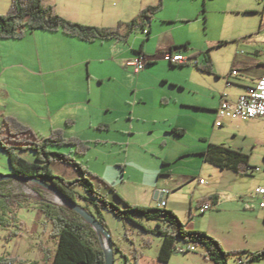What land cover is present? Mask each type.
Wrapping results in <instances>:
<instances>
[{"label": "rangeland", "instance_id": "374dc122", "mask_svg": "<svg viewBox=\"0 0 264 264\" xmlns=\"http://www.w3.org/2000/svg\"><path fill=\"white\" fill-rule=\"evenodd\" d=\"M12 1L0 0V15L8 14ZM47 1L63 19L95 27L130 22L145 8L159 3V0ZM151 28L150 40L138 30L127 43L89 45L92 59L104 62L85 64L67 73L57 71L56 63L49 64L46 55L56 54L39 52L37 47L30 45L35 42V36L28 35L20 41L24 46H20L21 54L15 60L18 66L3 73L0 71L1 81L11 82L12 96L4 101L0 95V105L30 117V122L40 128L33 130L34 135L47 138L51 128L42 118L47 115L43 85L52 83L54 90H60L76 83L85 100H82L84 108L74 132L76 138L89 146L87 153L80 157L70 146L53 147L51 151L70 154L86 167L95 189L110 202L121 206L106 184L114 187L129 203L150 208L156 204L154 194L164 190L169 192L166 195L168 203L185 221L192 207V222L203 228L211 225V212L201 214L204 202L201 205L200 202L209 193L218 191L224 196L228 217L244 218L240 228L253 229L257 237L249 236L245 247L234 251L260 252L264 250V211L256 190L264 188V121L247 122L248 128L262 140L251 153L252 164L261 172L248 176L225 172L206 163L201 153L208 148L209 142L233 141H224L223 130L216 128L214 131L215 117L209 114L220 104L217 92L228 87L227 75L232 69L245 68L241 72L251 81L264 72V4L260 0H163V9L153 17ZM178 41L191 43L186 56L197 55L190 59L188 66L172 67L168 61L157 60L138 74L134 67L128 66L130 61L140 57L138 52L142 46L146 55L160 58L170 53L165 49L167 43ZM207 52L212 58L214 73L201 71L196 66V63L199 67L208 65ZM174 128L186 129L187 133L174 135L171 133ZM27 139L31 141L32 138ZM17 153L20 157L28 153L36 160V153L32 151L19 150ZM9 160V154L0 149V175H14ZM51 170L65 180L80 177L72 165L53 163ZM200 180L204 183H199ZM32 187V184L15 181L4 186V191L27 193L30 199L24 207L33 209L38 206L40 197ZM75 191L86 195L84 187H77ZM43 196L52 201L56 198L48 190L43 191ZM80 204L86 206L85 201L81 200ZM39 213L19 209L20 222L29 232L40 218ZM102 213L109 221L108 230L113 232L121 248V253L116 251L115 264H135L132 258L135 251L143 256L142 264H159L160 236L147 234L133 222L119 220L107 211ZM249 219L251 221H246ZM139 221L148 229L155 228L154 222ZM47 222L50 221L42 223V230L52 232L53 225ZM9 233V230L0 229V256H10L13 251L5 240ZM50 237L42 236L41 240L43 247L54 252L57 244ZM146 241L150 242L149 246ZM27 242L31 245V240ZM183 246L188 245L177 242L178 248ZM204 256L202 249L196 254L176 252L169 264H203L200 258ZM36 257L44 256L38 253ZM248 258L246 254L243 258L235 256L229 264H239V260L247 261ZM257 264H264V260Z\"/></svg>", "mask_w": 264, "mask_h": 264}, {"label": "trees", "instance_id": "16d2710c", "mask_svg": "<svg viewBox=\"0 0 264 264\" xmlns=\"http://www.w3.org/2000/svg\"><path fill=\"white\" fill-rule=\"evenodd\" d=\"M163 9V0L155 6H149L142 10L132 21L121 22L114 28L94 27L93 25L78 24V22L63 19L55 12L53 5H49L46 0H13L12 6L7 15H0V39L20 40L28 32L48 31L50 33L61 31L64 35L77 38L82 42L96 41H123L129 42L131 36L138 30H146L153 17ZM149 30L148 35L149 37ZM142 54V51H140ZM209 59L205 67L196 66L199 70L214 73L212 58L207 52ZM149 65V64H148ZM180 65L179 67H186ZM176 67V66H172ZM73 121H67V126H71ZM175 135L183 136L185 131L174 129ZM6 134V135H4ZM31 137V141L27 139ZM70 146L75 150V154L84 157L88 150V145L75 137H67L64 130L58 128L51 131L49 137L38 138L31 131L29 126L24 125L14 117L7 116L0 123V149L9 154V162L14 175L24 178H35L56 188L58 192L67 196L80 204L85 201L83 206L90 214H93L101 221L102 226L107 230V221L102 211H107L122 221H131L140 227L147 234L160 236L162 238L160 253L157 257L162 264H168L176 252H179L177 242L186 245H193L205 251V258L213 264H229V260L235 256L243 258L248 255L247 261L242 264H257L264 260V250L253 253L248 251L226 252L219 241L204 231H194L188 229L178 215L166 208L133 205L123 199L118 191L106 184V187L114 194L121 206L110 202L106 196L100 194L89 180L88 169L82 164L77 163L70 154L51 151L53 147ZM29 150L36 153L35 162H28L27 159L20 157L17 151ZM201 155L206 163L221 170L232 171L241 176L252 174L255 167L251 164L250 154L241 150H234L221 144L208 143V148ZM53 163L74 166L80 173L76 180H65L58 177L52 170ZM16 181V180H15ZM12 180L0 183V229L9 230V235L5 237L6 242L12 241L20 235L19 209L24 208L25 203L29 202L30 197L25 192L13 193L4 191V186ZM20 182V181H19ZM26 183V182H23ZM33 192L39 195L38 207L45 214L47 221L53 225L50 238L57 244V250L52 251L48 247H42L45 264H106L105 250L102 245L101 237L98 233L83 221V219L72 210L59 206L55 201L46 199L43 196L45 189L32 184ZM77 187H84L86 195L76 193ZM203 201L200 202V204ZM81 205V204H80ZM139 220H148L156 223L155 228L148 229ZM109 231V230H108ZM149 246L150 242L146 241ZM115 251L121 253L113 241ZM186 253H190L185 251ZM141 255L136 251L132 258L135 264H140ZM126 263L128 262L127 256ZM27 263L24 258L0 256V264ZM36 264V263H32Z\"/></svg>", "mask_w": 264, "mask_h": 264}, {"label": "crops", "instance_id": "0c3cea01", "mask_svg": "<svg viewBox=\"0 0 264 264\" xmlns=\"http://www.w3.org/2000/svg\"><path fill=\"white\" fill-rule=\"evenodd\" d=\"M48 3V1L46 0ZM50 5V4H49ZM134 19V18H133ZM132 19V20H133ZM131 20V21H132ZM124 22V21H121ZM119 22V23H121ZM118 23V24H119ZM128 23V22H124ZM112 26L109 28H114L116 26ZM95 27V26H94ZM152 21L150 25L146 28L149 30L150 34L148 37V40L152 38ZM32 34V36H35V42L30 45L37 47L36 49L39 50V52H48L52 51V53L46 55V59L50 63H56L58 66L57 71H62V72H70L74 69H78L82 66H85V64L90 63H97V62H104L101 59L95 58L92 59V55L89 51L90 46L89 45H95L99 43L100 41L96 42H82L79 41L77 38H72L69 36L64 35L61 31L59 32H53L50 33L48 31H35V32H28L26 36L20 40L17 39H10V40H2L0 39V71L1 73L5 72L6 70H9L10 68H14L18 66V63H16V58L18 57L19 54H21V51H19L20 46H24L23 44L20 43L23 39H26L28 35ZM111 43V42H123V41H103L101 43ZM127 43V42H123ZM190 42H184V41H178L177 43H167V47L165 49H169L170 52H175L178 54H183L185 57L192 59L193 57H197L196 54L193 55H188V52L190 50ZM42 49V50H40ZM17 51H19L17 53ZM140 51H142V54H140ZM138 52L139 56H144L148 61L149 65L150 64H156L157 60H164V55L163 54L160 58L156 57H149L146 55V53L143 50V46ZM148 65V66H149ZM147 66V67H148ZM241 70H245V68H241L238 70L232 69L233 71H237L238 75L229 77L230 75H227L226 81H227V88L221 92H217L219 96V106L222 103L223 97H227L228 100L230 101H237L238 98L244 91L246 90L247 87L252 86L257 83L258 80L264 77V72L260 76H257L255 79H252L251 81L247 80L245 77L246 75L241 72ZM231 72V73H232ZM11 82L7 79L2 80L0 78V95H2V98H4V101H7L9 99H12L11 92L9 89V84ZM228 83H231L229 86ZM73 85L64 87L60 90H54L53 84L47 83L44 84V93H45V112L47 113L46 117L42 116L43 120L48 122L50 124L51 131L54 129H62L64 130V133L67 137H75V132L76 131V123L78 121V116L81 114L84 108V104L82 100H85L82 98V93L80 92L81 89L80 87L76 85V83H72ZM66 89V90H65ZM219 106H216L213 111H211L209 114L215 117L214 120V131L217 130H223L222 135L225 138L224 141H231V143H226V142H220L216 144H221L225 145L228 148L234 149V150H241L244 151L247 154H250L252 157V149L256 147V145L262 143V140L258 138L257 134L252 132L250 128H248L247 122H242V120H229L227 118H224L221 120L222 126L217 127L216 126V121L219 120L217 116V110ZM199 109V108H198ZM200 110L204 111L205 109L200 108ZM14 117L21 123H23L26 126H29L31 131L34 133L35 131L33 130H39L40 128L34 125L33 123L30 122V117H23L20 115V113L15 112L12 108L8 106H1L0 105V122L1 119H4V117ZM38 117H41L38 116ZM264 121L262 119H254L250 121ZM67 121H73V124L71 126H67ZM105 126H100V128H103ZM174 129H181V128H174ZM172 129V131L174 130ZM185 131V135L187 133L186 129H181ZM174 134L173 132H171ZM175 135V134H174ZM184 136V135H183ZM41 138H44L42 136ZM76 138V137H75ZM80 139V138H76ZM82 140V139H80ZM83 141V140H82ZM203 152V151H202ZM22 157L27 159L28 162L33 163L35 160V156L30 155V154H22ZM252 164V162H251ZM254 166V164H252ZM256 168V166H254ZM225 171V170H224ZM262 171V170H261ZM260 171V172H261ZM225 172H231L232 171H225ZM235 175H240L237 173H234ZM261 188V187H259ZM258 188V189H259ZM257 189V190H258ZM256 190V191H257ZM162 191V190H161ZM161 191H157L154 194V201L156 204H153L151 207H159V202L160 198H162V194L160 193ZM218 191H213L211 194L209 193L205 198H203L201 201L203 202H209L213 204V209L209 212H211L209 219H210V226H207L205 228L200 227V225L196 224L195 222H192V216L191 213L193 211V208L191 207L189 211V216L186 218L188 221H185V218H183L175 209V207L171 204L168 203L166 200L167 196L164 197V200L167 202V207L166 209L173 211L178 217L184 222H187V228L188 229H193L196 231H204L208 233L211 237L217 239L220 243V245L223 247V250L226 252H232L234 250L241 249V247H245V242H247L249 236H254V239H256V234L253 232V229H248L247 227L240 228L241 225H243V221L245 220L244 218H239V216H233L231 219L228 217L229 211L224 208V196H222ZM255 199V198H251ZM258 199H260V203L263 202L264 196H259ZM202 204V203H201ZM200 204V205H201ZM28 211H37L40 212L39 216L40 218L38 221L34 223V227L32 232H29L28 228L24 226L21 222L19 223L20 225V235L15 237L12 241L9 242L8 246L13 249L11 253L9 254L11 257H21L24 258L27 263L26 264H45L44 257H36L38 253H42V247H43V241L41 240V237L44 236L45 238L50 237V232L51 231H44L42 230V223L44 221H47L45 214L42 212V210L37 206L35 208H27ZM264 211V208H261ZM208 212V211H207ZM206 214V213H204ZM221 219L226 221H221ZM239 218L241 219L239 221ZM256 218H258L256 216ZM243 219V220H242ZM257 220V219H256ZM107 221V227H108V219ZM246 221H251L246 220ZM195 223V226L193 225ZM50 222H47V225H49ZM248 224V223H247ZM110 230V229H109ZM28 232V233H26ZM29 234V236L27 235ZM110 234L112 235V240L116 243V246L118 249L121 250V248L117 245L116 242V237L114 236L113 232L110 230ZM31 240V245L27 241ZM258 241V239H257ZM162 242V240H161ZM186 248V246L179 247L178 250L180 254H185L181 253L180 250ZM238 248V249H237ZM201 248H198L200 250ZM57 250V245L55 246V251ZM259 252V251H257ZM196 254V253H195ZM158 257V256H157ZM173 258V256H172ZM171 258V260H172ZM142 259L143 256L141 255L140 257V264H142ZM158 260V259H157ZM170 260V261H171ZM159 264H162V262L158 261ZM200 262L203 264H213L205 258H200ZM170 263V262H169ZM168 263V264H169Z\"/></svg>", "mask_w": 264, "mask_h": 264}, {"label": "built area", "instance_id": "2783aa9c", "mask_svg": "<svg viewBox=\"0 0 264 264\" xmlns=\"http://www.w3.org/2000/svg\"><path fill=\"white\" fill-rule=\"evenodd\" d=\"M260 1L264 4V0ZM143 33L148 35V30H144ZM163 59L168 61L171 66H180L190 63L189 58L185 57L183 54L175 52H167ZM148 64L149 61L144 56H140L137 59L130 61L128 66L134 67L136 73L138 74L141 70L146 68ZM236 75H238V72L233 71L229 77ZM228 85L230 86L231 83H228ZM217 116L219 118V120L215 123L217 127L222 126L221 120L224 118L229 120H242V122L257 118L264 120V77L258 80L256 84L247 87L237 101H230L226 96L223 97L222 103L217 110ZM260 171V168H255L254 170V172ZM199 183L203 184L204 180H200ZM160 193L162 194V198H160L159 207L164 209L167 207V202L164 200V197L168 195L169 192H164V190H162ZM256 195L258 197L264 196V188H259L256 191ZM260 207L264 208V201L260 203ZM212 209L213 204L207 201L201 205L199 212L204 214ZM185 251L196 253L198 248L191 244L180 250L181 253H184ZM243 262L244 261L242 259L239 260V264H242Z\"/></svg>", "mask_w": 264, "mask_h": 264}, {"label": "water", "instance_id": "95a60500", "mask_svg": "<svg viewBox=\"0 0 264 264\" xmlns=\"http://www.w3.org/2000/svg\"><path fill=\"white\" fill-rule=\"evenodd\" d=\"M9 180L26 182L28 184H38L45 190L51 192L54 196H56L54 201L57 202V204H59L60 206H64L72 210V212L78 214L83 219V221L87 222V224L98 233V235L101 237L102 245L106 253V264H115L116 251L113 247L112 235L104 226H102L101 221H99L95 215L90 214L85 208H83L82 205L73 201V199L60 194L56 188L44 183L42 180L35 178H24L13 174L0 175V183Z\"/></svg>", "mask_w": 264, "mask_h": 264}]
</instances>
